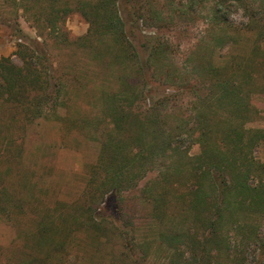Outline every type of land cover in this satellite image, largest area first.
I'll return each mask as SVG.
<instances>
[{"label": "rangeland", "instance_id": "374dc122", "mask_svg": "<svg viewBox=\"0 0 264 264\" xmlns=\"http://www.w3.org/2000/svg\"><path fill=\"white\" fill-rule=\"evenodd\" d=\"M259 1H253L249 11L233 6L227 25L214 30L210 15L215 0H117L128 38L136 47L135 56L123 66L113 60L111 43L100 37L79 9L84 2L99 0H0V58L12 56L19 44H36L38 54L47 57L50 73L63 85L59 96L63 104L56 111L51 106L44 107L45 111H23L0 99V264H172L171 259L178 257L176 250L164 246L161 235L185 229L189 236L186 242L193 246L192 237L202 236L205 230L181 219L178 199L171 197L162 221L140 193L146 184L158 187L160 171L147 175L138 190L113 201L109 195L94 203L97 216L120 219L123 238L112 233L95 238L82 226L81 222L87 221L82 207H88L93 194L87 182L113 128L108 111L123 104L121 91L145 95V101L137 102L132 111L150 113L156 107L164 114L163 121L168 119L172 125L179 122L183 129L194 128L196 111L215 112L220 122H215L213 138L219 141L222 120L241 128L242 116L231 117L229 105L209 99L202 107L201 101L211 84L239 69L241 74L231 80L246 83L248 92L253 89L250 103L254 112L244 128L264 130V6L259 8ZM54 2L63 18L58 23L62 29L59 38L51 34L46 19ZM150 6L155 11L139 18L141 10ZM252 13L257 21L249 23ZM150 15L160 17L159 22ZM157 44L164 49L159 58L150 55ZM256 47L263 52L252 54ZM45 60L39 59L38 66ZM13 62L23 64L17 56ZM131 102L135 99L129 98L126 104ZM35 112L43 117L32 120ZM169 113H176L178 119ZM128 119L134 126L131 115ZM132 128L139 129L145 138L142 126ZM112 133L115 135V130ZM132 133L128 128L126 134ZM180 144V150L190 155L199 151L194 138L185 136ZM255 157L264 163V143L256 149ZM182 177L184 182L189 175L184 172ZM170 182L174 181H168L167 186ZM176 183L178 192L169 194L180 198L184 185ZM42 232H47L44 239L39 235ZM131 240L133 246L137 241L143 243L135 254L130 244L126 246ZM257 245L242 248L249 264H264ZM182 248L189 255V248ZM176 261L183 264L186 260Z\"/></svg>", "mask_w": 264, "mask_h": 264}, {"label": "trees", "instance_id": "16d2710c", "mask_svg": "<svg viewBox=\"0 0 264 264\" xmlns=\"http://www.w3.org/2000/svg\"><path fill=\"white\" fill-rule=\"evenodd\" d=\"M253 1L257 0H215L211 4L210 26L214 30L223 28V24L227 25L229 22L228 16L233 11V6H241L249 11V8L253 9ZM259 2H262L259 5V8H262L264 0ZM56 6L57 3L54 2L51 14L46 19L50 23L51 34L59 38L62 29L58 28V23L63 18L61 19V11L56 9ZM81 7L79 9L87 20L96 26L100 37L111 43L110 53L115 63L125 66L126 61L129 62L135 56L136 47L128 38L117 0L84 2ZM154 11L153 6L148 10H141L139 18L147 17ZM151 18L155 22L160 20V17ZM248 18L249 23L257 21V16L253 13ZM83 41L84 39L80 44ZM30 44H19L12 56L0 58L1 102L19 107L23 111H45L44 107L49 106L56 111L57 107H62L63 104L59 103L63 85L59 78L50 73L49 67L46 66L47 57L38 54L36 44ZM160 46L153 45L150 55L159 58V54L164 50ZM254 51L259 54L263 49L256 47L252 54ZM13 56L22 61V66L13 62ZM43 58L46 60L38 66L39 59ZM42 65L43 68H40ZM141 70L144 72V67H141ZM240 74L239 69L231 70V77L221 78L222 80L211 84L201 101L202 107L209 99L221 103L222 106L229 105L231 117L242 116L241 128L233 127L232 123H228L229 120L227 123L226 119L222 120L223 130L219 141L213 138L214 133H217L215 122H220L215 112L196 111L194 128L186 129L184 126L183 129L179 122L172 125L168 119L163 121L161 118L164 114L159 113L156 107L150 113L132 111L137 102L142 99L145 101V95L141 97L137 92L130 95L127 91H121L123 104L117 102L120 100V97H117L118 109L108 111L114 129L111 128L102 144L101 157L94 167V175L87 182L93 194L88 207H82L83 218L87 220L81 222L82 226L85 225L95 238H107L110 233L123 238L119 232L120 219L114 217L109 221L103 216H97L94 203L109 195L113 201L117 196L122 197L125 193L138 190L144 178L158 170L159 177L162 176V182L155 184L158 187L154 189L146 184L140 192L151 203L153 215L157 219L165 220L168 213L166 209L172 204L171 197H175L180 204L181 219L189 220L196 224L198 229L200 227L205 230L202 236L192 237V247L186 242L189 238L186 229L179 233H163L161 242L164 246H172L170 248L176 250V259H185L183 264H249V257L243 255L242 248L247 245L250 249L255 244L259 245L256 249L264 258V163H260L255 157L256 149L264 143V130L244 128V124L250 120L249 115L254 112L250 103L253 89L248 92L245 90L246 83L231 80ZM134 89L136 91V87ZM129 98H134L135 102L126 104ZM52 99L54 103L50 104ZM110 99L112 101L113 98ZM111 101L108 99L107 105ZM130 115L135 121L134 126L129 123ZM168 116L177 118L176 113H169ZM41 117L43 116L40 113L35 112L32 120ZM135 126L143 127L145 138L138 132L139 129L132 128ZM128 128L133 132L131 136L126 134ZM114 130L115 135L112 133ZM185 136L195 139L198 153L190 155L180 150V142ZM184 172L189 177L183 182ZM170 180L174 182L167 186ZM177 180L184 185L183 191L178 195L180 198L169 194L171 191L178 192ZM68 230L63 231L65 236H68ZM39 235L44 239L47 232ZM128 244L132 247V254H135L136 247L143 248L141 241H137L134 246L132 240L126 246ZM181 246L189 248V255ZM175 258L171 259L172 264H178Z\"/></svg>", "mask_w": 264, "mask_h": 264}]
</instances>
